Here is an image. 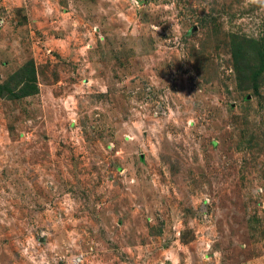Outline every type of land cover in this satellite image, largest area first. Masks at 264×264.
Segmentation results:
<instances>
[{
	"label": "rangeland",
	"instance_id": "obj_1",
	"mask_svg": "<svg viewBox=\"0 0 264 264\" xmlns=\"http://www.w3.org/2000/svg\"><path fill=\"white\" fill-rule=\"evenodd\" d=\"M234 36L264 46V0H0V85L37 89L0 97V264H264Z\"/></svg>",
	"mask_w": 264,
	"mask_h": 264
},
{
	"label": "trees",
	"instance_id": "obj_2",
	"mask_svg": "<svg viewBox=\"0 0 264 264\" xmlns=\"http://www.w3.org/2000/svg\"><path fill=\"white\" fill-rule=\"evenodd\" d=\"M230 47L233 60L242 69L241 71L240 68L235 67L236 71L242 76L239 81L247 84L249 89H257L261 81L264 80V46L262 40L234 36L231 38ZM248 62L250 63L249 72H246L247 69L245 70L244 67ZM13 82L20 86V95L29 96L34 94L37 89L33 63H26L13 76H10L8 81L0 85V97L4 98V91H12L11 85ZM11 96L16 97L13 94Z\"/></svg>",
	"mask_w": 264,
	"mask_h": 264
}]
</instances>
